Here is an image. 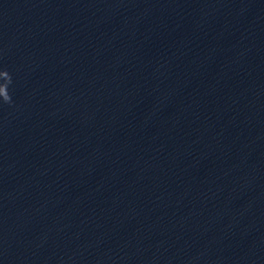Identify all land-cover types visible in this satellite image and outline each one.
<instances>
[{"label": "clouds", "instance_id": "9594fccd", "mask_svg": "<svg viewBox=\"0 0 264 264\" xmlns=\"http://www.w3.org/2000/svg\"><path fill=\"white\" fill-rule=\"evenodd\" d=\"M0 98H2V101L7 104L12 103V97L9 93V85L12 83V77L10 73L4 69L0 70Z\"/></svg>", "mask_w": 264, "mask_h": 264}]
</instances>
